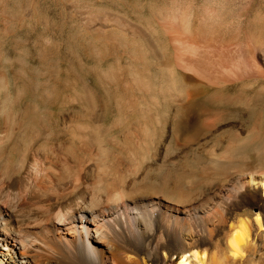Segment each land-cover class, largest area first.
<instances>
[{"label": "bare ground", "instance_id": "bare-ground-1", "mask_svg": "<svg viewBox=\"0 0 264 264\" xmlns=\"http://www.w3.org/2000/svg\"><path fill=\"white\" fill-rule=\"evenodd\" d=\"M229 18H202L195 35L178 32L174 40L203 51L216 46L228 52L240 48L248 37L253 38L240 26L229 31ZM112 22L117 29L140 35L137 28ZM186 63L187 70L200 76L196 87L221 94L244 93L257 83L244 77L229 79L204 60ZM13 82L14 86L22 82L26 90L19 88L12 97ZM13 82L0 74V264H166L171 255H181L178 264H208L206 246L218 232L226 238L232 261L243 262L258 252L255 243L264 236V217L260 213L251 219L238 215L247 188L264 195L263 157L260 171L238 175L232 186L213 190L201 203L192 200L197 192L193 165L186 176L175 172L174 164L155 159L161 154L160 133L185 139L194 152L203 149L206 139L219 130L216 115L204 110L198 127L188 132L191 119L186 109L198 96L178 91L171 80L168 88L157 92L148 82L133 80L141 100L151 106L140 118L154 121L155 129L135 136L134 161L120 168L107 162L110 156L95 139L83 140L73 132L78 125L67 122L69 111L64 106L55 121L51 110H38L40 88L33 74H17ZM28 92L31 100L14 110ZM42 97L49 100L48 90ZM170 108L176 109L172 117L174 123H181L182 132L177 131L178 125H166ZM207 155L210 163L204 162V178L214 172L227 176L244 160L215 149ZM149 160L152 166L146 164Z\"/></svg>", "mask_w": 264, "mask_h": 264}, {"label": "rangeland", "instance_id": "rangeland-1", "mask_svg": "<svg viewBox=\"0 0 264 264\" xmlns=\"http://www.w3.org/2000/svg\"><path fill=\"white\" fill-rule=\"evenodd\" d=\"M206 17H230L229 31L240 26L253 39L248 37L242 47L229 52L220 46L203 51L175 42L178 32L195 35L197 21ZM112 21L137 28L140 35L117 29ZM186 60H204L229 79L244 77L257 83L244 93L221 94L196 87L200 76L187 70ZM0 74L11 83L17 74H33L40 88L38 110H51L55 121L64 106L69 111L67 122L78 125L73 132L83 140L95 139L110 156L107 162L120 168L134 161L135 136L155 129L154 121L140 118L151 106L141 100L132 81L148 82L157 92L168 88L171 80L178 91L198 96L186 109L191 119L188 132L198 127L204 110L216 115L220 123V133L215 132L203 149L194 152L185 139L158 134L161 154L155 159L174 164L175 172L186 176L193 165L197 192L192 200L201 203L213 190L232 186L238 175L260 171V157L264 158V0H0ZM19 88L27 87L22 82L12 83V97ZM45 89L49 92L47 102L42 97ZM32 97L25 93L14 110ZM175 111L167 110L170 115L165 122L168 127L178 125L177 131L182 132L181 123H174ZM52 131L57 133L53 122ZM213 149L226 156L236 154L244 159L242 165L227 176L214 172L204 178L203 167L210 163L207 152ZM151 161L146 164L152 166ZM252 191L247 188L238 218L251 219L257 213L264 217V195ZM263 239H256L258 252L254 256L232 261L226 238L218 232L206 246L211 259L208 264H264ZM180 257L171 255L166 264H178Z\"/></svg>", "mask_w": 264, "mask_h": 264}]
</instances>
